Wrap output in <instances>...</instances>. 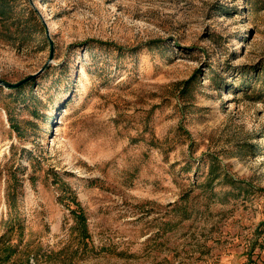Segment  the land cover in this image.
I'll return each instance as SVG.
<instances>
[{"label": "rangeland", "instance_id": "rangeland-1", "mask_svg": "<svg viewBox=\"0 0 264 264\" xmlns=\"http://www.w3.org/2000/svg\"><path fill=\"white\" fill-rule=\"evenodd\" d=\"M7 1L0 264H264V0Z\"/></svg>", "mask_w": 264, "mask_h": 264}, {"label": "trees", "instance_id": "trees-1", "mask_svg": "<svg viewBox=\"0 0 264 264\" xmlns=\"http://www.w3.org/2000/svg\"><path fill=\"white\" fill-rule=\"evenodd\" d=\"M9 12L10 6L8 4V1L0 0V21L7 18L9 16ZM208 173L209 175L212 173L211 167H209ZM69 199L72 203V206H66L72 220L70 228L72 231H74L75 236H77L79 240H83L88 237L84 211L73 197H70ZM6 208L7 209L5 217L0 219V228H4L5 231L0 234V237L5 235V233H10L13 229L18 230V234L21 233V231H19V229H21V226L17 223L16 211L13 204L9 202ZM15 246L16 245H13L12 243H7L2 247L1 250L3 255L2 257L0 256L2 262L8 260V258L15 252Z\"/></svg>", "mask_w": 264, "mask_h": 264}, {"label": "water", "instance_id": "water-1", "mask_svg": "<svg viewBox=\"0 0 264 264\" xmlns=\"http://www.w3.org/2000/svg\"><path fill=\"white\" fill-rule=\"evenodd\" d=\"M39 71H37L36 73L34 74H30L28 76H26L25 78L23 79H20L19 81H16L14 83H9V82H6V81H3V80H0V85L5 87V88H13V87H16L18 86L19 84H22L23 82L27 81L28 79H31L33 78Z\"/></svg>", "mask_w": 264, "mask_h": 264}]
</instances>
